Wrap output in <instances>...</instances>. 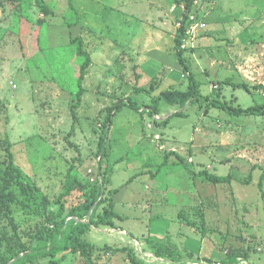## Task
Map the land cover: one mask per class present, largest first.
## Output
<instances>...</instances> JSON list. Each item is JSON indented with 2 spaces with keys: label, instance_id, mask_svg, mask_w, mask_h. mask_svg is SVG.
Here are the masks:
<instances>
[{
  "label": "rangeland",
  "instance_id": "obj_1",
  "mask_svg": "<svg viewBox=\"0 0 264 264\" xmlns=\"http://www.w3.org/2000/svg\"><path fill=\"white\" fill-rule=\"evenodd\" d=\"M182 11L175 0H0V140L12 144L13 179L34 192L30 207L0 210V264H49L37 252L50 243H34L26 263V252L17 253L29 229L57 211L69 171L84 186L63 199L66 213L103 174L126 215L118 229L91 228L88 242L128 247L141 264H228L237 249L248 251L245 264H264V116L187 102L185 116L157 126L152 119L178 110L161 100L157 118L142 112L160 91L187 88L173 43ZM190 16L198 26L184 56L200 94L241 108L263 104L264 0H197ZM237 83L263 88L249 94L228 85ZM120 103L102 158L107 113ZM171 152L184 164L171 156L162 165ZM202 171L232 179L214 184ZM62 256L56 264H131L126 252L105 249L91 259L69 251L53 259Z\"/></svg>",
  "mask_w": 264,
  "mask_h": 264
},
{
  "label": "trees",
  "instance_id": "obj_2",
  "mask_svg": "<svg viewBox=\"0 0 264 264\" xmlns=\"http://www.w3.org/2000/svg\"><path fill=\"white\" fill-rule=\"evenodd\" d=\"M196 1L197 0H175V5H183V11L179 26L177 27L174 34L173 43L178 62L181 65L183 72L187 76V88L186 90H180L174 87H169L160 91L158 96L152 100V105L145 107V110H143L142 112H146L150 117H154L160 114L158 103L161 100L167 103L169 106L175 107L176 110H178V112L173 113L163 120L152 119V122L157 126L168 125L169 120L172 116H185L186 112H182L179 110H181L187 102H189L190 105L202 103L203 105H205L206 109L213 108L221 110L231 117L264 116V103L247 108H241L240 106H235L234 103L221 101L212 94L205 96H202L200 94V84L196 80V74L192 72L189 63L184 56L185 50L181 49L183 40L186 37V30L191 23L190 15ZM43 10L45 16L51 14V11H49L46 7H44ZM228 85L234 88H241L249 94H253L254 89L263 88H251L246 83ZM150 90L146 91L150 92ZM123 105L125 104L120 103L112 106L108 110L106 121L103 127L104 133H102L98 144V155H102V158L107 157V150L105 148L107 136L105 133L108 127L112 125L113 117L118 113L120 107H122ZM127 106L136 112H141V107L134 100L128 99ZM11 147L12 144L10 143L8 138L0 140V151H5V159L0 161V165H3L4 167L7 165V168L11 171L12 174H8V172L6 171L4 176L0 172V184H3V180L7 185L6 188L0 186V210H2L6 216L9 215V204L16 203L23 208H28L30 207L31 200L34 196V192L30 188L25 187V185L19 180L13 179L14 171L19 172V170L14 164V156L11 151ZM171 156H175L179 160V162L184 164V160L181 156L176 154V152H171L165 156V160L162 165L168 163ZM102 165L103 164H100V167H102ZM105 167L106 168L104 172L109 174L112 171V167L108 166V164H106ZM99 176L101 177L98 180H96L94 183H90L91 186L88 190V195L84 198L83 202L66 213L63 199L69 196L73 190L83 189L84 186L78 181V178L75 175L71 174V172L69 171L65 178L63 192L57 200V203L59 204L57 211L55 213L48 214L42 222H38L32 229H29V231L25 234L28 238L27 242L20 244V249L17 255L26 252V259L24 261L25 263L32 259L31 253H29L32 245L34 243L44 242L50 243L51 247L48 251L45 252L38 251L37 255L43 258L48 256L52 257V259L49 261V264H56L60 262V260L62 261L63 259H65L64 256H62L59 260L53 259V257H55V255L60 253L61 251L77 252L83 258L91 259L100 249L116 252H126L131 264H141V262L136 259L133 250L129 249L128 247L111 248V246L108 245L99 247L98 245L88 242L84 239V236L90 232L91 228H109L115 230L118 229L116 221H124L126 219V216H123L115 209L111 197L113 194H117L119 189L116 188L114 190H107L105 192L104 186L106 183V179L103 174H100ZM198 176L204 177L208 182L214 184L229 183L232 179L230 175L218 176L206 171L199 172ZM128 182H131V179ZM14 184H16L17 187L18 185H20V187H18V189H14ZM258 186L261 187V181H259ZM261 196L264 198V192H261ZM99 208H102V210L99 211ZM88 215L89 217L87 218ZM179 215L181 216V213H179ZM57 238H62L63 245L61 247H58L55 244V239L57 240ZM248 258V251L237 249L232 251L231 254L228 255L227 261L228 264H239V261L246 262Z\"/></svg>",
  "mask_w": 264,
  "mask_h": 264
},
{
  "label": "built area",
  "instance_id": "obj_3",
  "mask_svg": "<svg viewBox=\"0 0 264 264\" xmlns=\"http://www.w3.org/2000/svg\"><path fill=\"white\" fill-rule=\"evenodd\" d=\"M190 26L188 27V29L186 30V37H185V39L183 40V43H182V46H181V49H186V48H188L189 47V45H190V43L192 42L191 40H192V38H194V33L195 32H193L194 31V29H195V26H198L197 24L195 25V24H193V22H195V19H194V17L193 16H190ZM193 33V34H192ZM189 41H191V42H189ZM158 116H155V118H157ZM141 252V254L143 253L142 251H140ZM241 262H242V264H245V262L244 261H239V264H241Z\"/></svg>",
  "mask_w": 264,
  "mask_h": 264
},
{
  "label": "crops",
  "instance_id": "obj_4",
  "mask_svg": "<svg viewBox=\"0 0 264 264\" xmlns=\"http://www.w3.org/2000/svg\"><path fill=\"white\" fill-rule=\"evenodd\" d=\"M75 5V4H74ZM75 7H77V6H75ZM77 8H75V10H76ZM77 11V10H76ZM83 10L80 8V11H79V15H83V12H82ZM82 12V13H81ZM84 13H86V12H84ZM116 189V188H115ZM109 190H112V189H109ZM114 190V189H113ZM118 193H119V191H118ZM124 216H126V215H124ZM126 220V219H125ZM119 229L120 230H123L124 231V229H122L121 227H119ZM125 232V231H124ZM128 236V235H127ZM129 238V237H128Z\"/></svg>",
  "mask_w": 264,
  "mask_h": 264
},
{
  "label": "water",
  "instance_id": "obj_5",
  "mask_svg": "<svg viewBox=\"0 0 264 264\" xmlns=\"http://www.w3.org/2000/svg\"><path fill=\"white\" fill-rule=\"evenodd\" d=\"M170 115H172V114H168V115H166L165 118H167V117L170 116ZM90 213H91V212H90ZM89 215H90V214H89ZM89 215L87 216V218L89 217ZM84 221H87V220H84ZM84 221H83V222H84Z\"/></svg>",
  "mask_w": 264,
  "mask_h": 264
}]
</instances>
